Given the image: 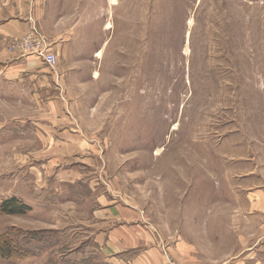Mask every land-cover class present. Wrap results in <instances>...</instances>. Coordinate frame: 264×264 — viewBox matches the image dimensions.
<instances>
[{
	"label": "rangeland",
	"instance_id": "obj_1",
	"mask_svg": "<svg viewBox=\"0 0 264 264\" xmlns=\"http://www.w3.org/2000/svg\"><path fill=\"white\" fill-rule=\"evenodd\" d=\"M80 1L68 46L42 31L48 92L0 83V198L30 207L0 213V264H121L98 239L111 205L151 254L264 264V0ZM64 113L90 148L44 143Z\"/></svg>",
	"mask_w": 264,
	"mask_h": 264
},
{
	"label": "crops",
	"instance_id": "obj_2",
	"mask_svg": "<svg viewBox=\"0 0 264 264\" xmlns=\"http://www.w3.org/2000/svg\"><path fill=\"white\" fill-rule=\"evenodd\" d=\"M92 1L94 2V0ZM80 2V0H1L0 41L5 43L6 40L13 37L27 34L32 28L30 20L32 17L48 38L61 39L54 48H65L70 43L69 39L76 35ZM98 5L100 11H103L102 1ZM95 11L96 9L93 12ZM86 13L88 18H92V11L88 10ZM2 53L6 54L5 51L0 53V63H2L0 64V83L3 80L10 83L26 82L28 79L25 77H29L32 85L38 91L36 94L38 98H42L44 91L48 92V86H51L49 78L52 72L43 60L34 55H21L11 51L7 53L8 55H4V60H1ZM53 79L55 80L54 77ZM64 114L66 123L58 128L60 136H44V143L49 144L47 147L66 150L90 148V141L83 136L82 130L77 129L73 125L72 118H69L66 113ZM66 177L74 179L75 175ZM106 212H109L110 215V219L107 221L108 226L103 234L98 235V239L101 240V244L105 242L107 247H113L111 252L113 258L117 260L115 263L193 264L194 261L189 255H186L187 257L175 255L173 258L171 257L172 259H168L167 256L159 253L151 254L150 252L154 251L151 244L154 242L153 231L144 223L136 221L139 213L131 207L111 205ZM141 243L144 244L143 248L147 249L144 253L141 252L131 257L117 254L122 252L121 250H125L127 245Z\"/></svg>",
	"mask_w": 264,
	"mask_h": 264
},
{
	"label": "built area",
	"instance_id": "obj_3",
	"mask_svg": "<svg viewBox=\"0 0 264 264\" xmlns=\"http://www.w3.org/2000/svg\"><path fill=\"white\" fill-rule=\"evenodd\" d=\"M32 22L31 30L21 37H13L9 42V50L21 55H36L45 64L55 68L57 55L50 50L48 39L37 25L36 21L30 17Z\"/></svg>",
	"mask_w": 264,
	"mask_h": 264
},
{
	"label": "trees",
	"instance_id": "obj_4",
	"mask_svg": "<svg viewBox=\"0 0 264 264\" xmlns=\"http://www.w3.org/2000/svg\"><path fill=\"white\" fill-rule=\"evenodd\" d=\"M29 209L30 207L17 197L5 200L0 198V213H25Z\"/></svg>",
	"mask_w": 264,
	"mask_h": 264
},
{
	"label": "bare ground",
	"instance_id": "obj_5",
	"mask_svg": "<svg viewBox=\"0 0 264 264\" xmlns=\"http://www.w3.org/2000/svg\"><path fill=\"white\" fill-rule=\"evenodd\" d=\"M112 4H115V0H111ZM111 27L110 24L107 25V28Z\"/></svg>",
	"mask_w": 264,
	"mask_h": 264
}]
</instances>
